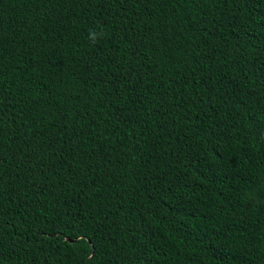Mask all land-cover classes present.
I'll list each match as a JSON object with an SVG mask.
<instances>
[{
  "label": "trees",
  "instance_id": "trees-1",
  "mask_svg": "<svg viewBox=\"0 0 264 264\" xmlns=\"http://www.w3.org/2000/svg\"><path fill=\"white\" fill-rule=\"evenodd\" d=\"M0 264H264V0H0Z\"/></svg>",
  "mask_w": 264,
  "mask_h": 264
}]
</instances>
